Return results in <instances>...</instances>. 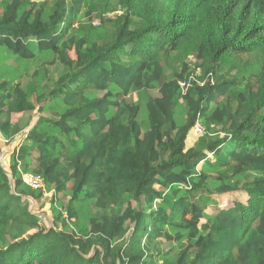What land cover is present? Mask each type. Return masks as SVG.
<instances>
[{
  "label": "trees",
  "instance_id": "trees-1",
  "mask_svg": "<svg viewBox=\"0 0 264 264\" xmlns=\"http://www.w3.org/2000/svg\"><path fill=\"white\" fill-rule=\"evenodd\" d=\"M0 137V264H264V0H0Z\"/></svg>",
  "mask_w": 264,
  "mask_h": 264
},
{
  "label": "rangeland",
  "instance_id": "rangeland-1",
  "mask_svg": "<svg viewBox=\"0 0 264 264\" xmlns=\"http://www.w3.org/2000/svg\"><path fill=\"white\" fill-rule=\"evenodd\" d=\"M131 98H132L131 99L132 101L136 100L135 96ZM20 117L21 115L20 116L12 115L10 118L11 123L12 124L15 123ZM197 137L198 136L195 134V132L192 131L190 134L189 140H188V146L191 145V143L194 140H196ZM11 147H12L11 143L8 144L3 138L0 137V165L6 171L9 170L8 166H9V160H10ZM240 197L241 198H239V201L244 202L246 200V197L244 195ZM50 198H51V194L45 193L44 197L40 201L27 200V204L29 205V209L31 213L39 217L44 227L50 226L52 223L51 211L49 210V206H50L49 199ZM235 199L232 198V196L231 197H218V200H217L218 206H220V208L231 207L233 206ZM209 211H213V210L210 209ZM186 220L189 221V217H186Z\"/></svg>",
  "mask_w": 264,
  "mask_h": 264
},
{
  "label": "built area",
  "instance_id": "built-area-1",
  "mask_svg": "<svg viewBox=\"0 0 264 264\" xmlns=\"http://www.w3.org/2000/svg\"><path fill=\"white\" fill-rule=\"evenodd\" d=\"M193 132L200 137L203 132V128L200 124H196L193 128ZM21 178L23 183L28 186L32 190H40L43 188L42 179L40 176L32 175V174H21Z\"/></svg>",
  "mask_w": 264,
  "mask_h": 264
}]
</instances>
